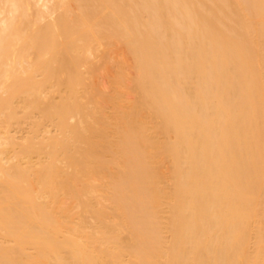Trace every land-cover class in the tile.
I'll return each instance as SVG.
<instances>
[{"label":"bare ground","instance_id":"6f19581e","mask_svg":"<svg viewBox=\"0 0 264 264\" xmlns=\"http://www.w3.org/2000/svg\"><path fill=\"white\" fill-rule=\"evenodd\" d=\"M0 264H264V0H0Z\"/></svg>","mask_w":264,"mask_h":264},{"label":"rangeland","instance_id":"374dc122","mask_svg":"<svg viewBox=\"0 0 264 264\" xmlns=\"http://www.w3.org/2000/svg\"><path fill=\"white\" fill-rule=\"evenodd\" d=\"M113 69L108 71V72H101L100 73V79H99V82H98V86L96 88V92L97 93H100L102 91H106V92H112L113 90V86H112V81H113ZM129 95H132V94H126L127 97H130ZM259 111L262 112V110L260 108H258Z\"/></svg>","mask_w":264,"mask_h":264}]
</instances>
